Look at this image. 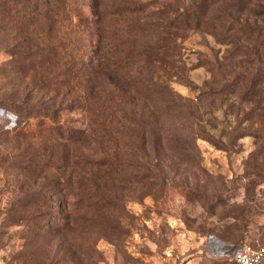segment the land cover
I'll return each instance as SVG.
<instances>
[{
    "label": "rangeland",
    "instance_id": "1",
    "mask_svg": "<svg viewBox=\"0 0 264 264\" xmlns=\"http://www.w3.org/2000/svg\"><path fill=\"white\" fill-rule=\"evenodd\" d=\"M93 1L0 0V264H236L264 245V0Z\"/></svg>",
    "mask_w": 264,
    "mask_h": 264
},
{
    "label": "trees",
    "instance_id": "2",
    "mask_svg": "<svg viewBox=\"0 0 264 264\" xmlns=\"http://www.w3.org/2000/svg\"><path fill=\"white\" fill-rule=\"evenodd\" d=\"M198 4H200V2H198L197 5ZM99 5H100V0H94L91 3L90 8H91L92 20L94 23L102 22V18H103L104 14L107 15V14H113L114 13V10L110 9L107 6L103 7L102 11L100 12L99 11V9H100ZM57 8H58V6L55 9H57ZM111 24H105L104 23L101 32L105 33L107 30H111V27H112ZM99 34H100V32H99ZM22 39H24V38H22ZM98 51H99L98 46L92 47L91 53H89L87 55V59L85 58L86 64L88 65L89 69H91V72L93 70H95V67L99 64L100 67H103L104 69H106L108 71L106 73V81L108 83L113 82L112 84H114L113 76L110 74V71L113 70L112 72H115L116 70L114 68L113 69L111 68V65H113L114 61L110 57V55H111L110 51L107 50V54H109V55H104L101 57L98 56ZM131 56L134 58L136 55L133 54ZM37 85H39V86L45 85V78L41 77L38 80ZM41 87H43V86H41ZM95 87H96V85L92 84V80H91L89 85L86 86V90L89 88L90 92H91V90H94ZM125 89H124V91H125ZM110 96H112L110 89H106V88L102 91L100 96H97L98 101H99V106L97 109L98 114L97 115L95 113L92 114V116H93L92 124L95 126V128L90 129L89 132L87 131L88 129L85 128V130L82 131V132L87 131L86 134L84 135L85 138L87 137V138H90L92 140L93 137L96 135V132H94V130H97L96 127L99 126L103 130H106L105 127H107V124H110L112 122V119L114 117V111L113 110H111V111H105L104 110L105 105L110 108L114 103V99L112 98L113 96L112 97H110ZM101 107L103 110H101ZM98 115H99V117H98ZM24 124H28V121H25ZM105 141H107V139L103 140V141H101V139H100V141H99V143H100L99 148H100L101 156L99 159H97L98 162L96 161L95 163L104 164V163H106V161L116 157V152ZM88 173H90V171ZM92 174H93V172H91V174H89V178H90V175H92Z\"/></svg>",
    "mask_w": 264,
    "mask_h": 264
},
{
    "label": "built area",
    "instance_id": "3",
    "mask_svg": "<svg viewBox=\"0 0 264 264\" xmlns=\"http://www.w3.org/2000/svg\"><path fill=\"white\" fill-rule=\"evenodd\" d=\"M236 264H259L264 260V245L243 244L232 255Z\"/></svg>",
    "mask_w": 264,
    "mask_h": 264
}]
</instances>
